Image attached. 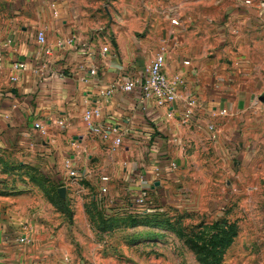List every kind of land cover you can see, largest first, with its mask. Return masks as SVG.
I'll return each instance as SVG.
<instances>
[{"label": "rangeland", "instance_id": "1", "mask_svg": "<svg viewBox=\"0 0 264 264\" xmlns=\"http://www.w3.org/2000/svg\"><path fill=\"white\" fill-rule=\"evenodd\" d=\"M21 1L0 0V24ZM61 1L113 43L114 30L132 29L138 44L160 52L169 25L187 47L200 46L217 91L207 121L218 135L189 125V138L162 156L176 169L147 183L139 211L138 192L119 186L111 197L100 174L52 176V165L23 164L0 149V238L31 239L14 246L9 262L264 264V0ZM241 94L247 112L221 111V100Z\"/></svg>", "mask_w": 264, "mask_h": 264}, {"label": "crops", "instance_id": "2", "mask_svg": "<svg viewBox=\"0 0 264 264\" xmlns=\"http://www.w3.org/2000/svg\"><path fill=\"white\" fill-rule=\"evenodd\" d=\"M5 13L9 16L0 24L2 152L23 164L52 165V176L68 175L64 163L70 160L81 177L100 174L101 181L108 177V182L102 181V189L106 188L111 197L118 195L119 186L124 194H140L155 176L170 172L169 164L161 162L162 156L170 152L174 141L189 138V124L179 120V115L175 120L168 119L166 110L152 103L144 105L139 90L116 91L109 98L100 95L101 90L127 76H141L159 50L138 44L132 29L114 30L113 43L101 29L72 19L61 0H22L17 10ZM167 28L158 49L166 50L168 78L181 76L184 81L176 107L181 111L182 99L198 94L202 99L199 118L207 121L208 107L215 102L210 91L217 94L208 85V61L203 59L200 46L187 47L169 25ZM39 31L46 33L45 45L38 43ZM104 46L110 53L101 52ZM19 61L28 65L26 71L13 70V64ZM92 66L98 68L96 76L89 74ZM12 76L18 80L13 82ZM241 95L233 103L221 100V111L239 115L247 112L251 105L246 102L247 95ZM97 106L102 115L88 126L83 114ZM37 123L45 134L35 127ZM109 127L116 130L114 136L123 139L116 150L114 136L104 138ZM157 168L161 170L155 173ZM99 179H94L96 185ZM16 240L0 238V264H13L9 261Z\"/></svg>", "mask_w": 264, "mask_h": 264}, {"label": "built area", "instance_id": "3", "mask_svg": "<svg viewBox=\"0 0 264 264\" xmlns=\"http://www.w3.org/2000/svg\"><path fill=\"white\" fill-rule=\"evenodd\" d=\"M249 4V1H246ZM172 24L178 26L179 20L173 19ZM38 43L40 45H45L47 43L46 33L44 31H39L37 34ZM85 47V46H83ZM86 49V48H85ZM101 52L103 54L110 53V48L108 46H104L101 48ZM88 56L92 58V52H89ZM185 64H189V62H185ZM166 66V50L161 48L160 52H158L153 61L149 66L146 67L145 72L138 77H130L127 76L122 80L116 82L115 84L109 86L100 91V95L105 98H109L116 91H121L124 93H132L136 90L141 92V102L144 105L148 103L154 104V106L158 108L165 109L167 114V118L171 120H175L179 115V120L183 123L191 125L190 122L197 124L199 127H204L208 129L211 133L212 138H217V129L213 123L208 121L201 120L199 118V111L201 110V102L194 95H190L185 99H182V108L181 111L176 107L181 99L179 94L180 88L184 85V81L181 76H175L174 78H168L165 72ZM1 69V64H0ZM28 69V65L25 62H15L13 64L14 71H26ZM89 74L91 76H96L98 74V68L96 66H92ZM11 80L17 81L18 78L16 76H12ZM102 115V111L100 107H93L87 109L84 114V120L88 124V126H92L94 121L100 118ZM194 121V122H193ZM63 124V123H61ZM37 129H40L42 133L45 134V130L42 128L40 123L35 124ZM116 133V130L109 127L106 131L104 138L109 139ZM123 144V139L120 136L113 137V149H117ZM64 168L70 177H76L79 175V172L75 169L72 162L70 160H66L64 163ZM176 169V163L171 162L168 165V170L171 172ZM161 169L157 168L156 171H160ZM108 177H102L103 182H108ZM102 192L107 193V189H102ZM145 198L143 194L140 193L134 199L132 206L135 210L139 211V208H142L145 205ZM17 244L20 245H28L31 243V239L29 236L22 235L20 238L16 240Z\"/></svg>", "mask_w": 264, "mask_h": 264}, {"label": "water", "instance_id": "4", "mask_svg": "<svg viewBox=\"0 0 264 264\" xmlns=\"http://www.w3.org/2000/svg\"><path fill=\"white\" fill-rule=\"evenodd\" d=\"M156 185H159V183H157Z\"/></svg>", "mask_w": 264, "mask_h": 264}]
</instances>
